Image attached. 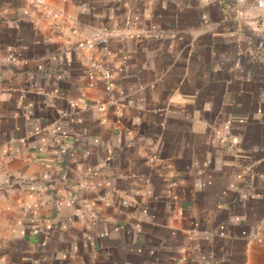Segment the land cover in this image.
I'll list each match as a JSON object with an SVG mask.
<instances>
[{"label":"crops","instance_id":"obj_1","mask_svg":"<svg viewBox=\"0 0 264 264\" xmlns=\"http://www.w3.org/2000/svg\"><path fill=\"white\" fill-rule=\"evenodd\" d=\"M0 264H264V0H0Z\"/></svg>","mask_w":264,"mask_h":264},{"label":"built area","instance_id":"obj_2","mask_svg":"<svg viewBox=\"0 0 264 264\" xmlns=\"http://www.w3.org/2000/svg\"><path fill=\"white\" fill-rule=\"evenodd\" d=\"M48 13L49 14H55L54 11H53V9H48ZM93 66H97V65L96 64H93ZM101 69H102L103 77L105 78V81H106V88L108 90H110L111 87H112L110 71L107 70V69H105V68H101ZM105 106H106L105 103H103V102L99 103V109L100 110L103 111L105 109ZM104 201L106 203H108V204L110 203V200L108 198H105Z\"/></svg>","mask_w":264,"mask_h":264}]
</instances>
